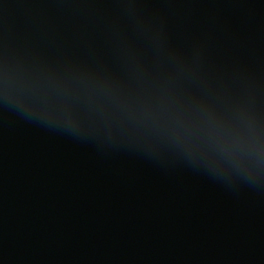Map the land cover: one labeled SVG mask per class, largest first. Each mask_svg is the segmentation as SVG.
I'll return each mask as SVG.
<instances>
[{
	"label": "water",
	"instance_id": "obj_1",
	"mask_svg": "<svg viewBox=\"0 0 264 264\" xmlns=\"http://www.w3.org/2000/svg\"><path fill=\"white\" fill-rule=\"evenodd\" d=\"M0 264H264V0H0Z\"/></svg>",
	"mask_w": 264,
	"mask_h": 264
}]
</instances>
